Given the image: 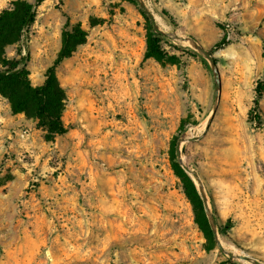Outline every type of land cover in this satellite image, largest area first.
<instances>
[{"label": "rangeland", "instance_id": "1", "mask_svg": "<svg viewBox=\"0 0 264 264\" xmlns=\"http://www.w3.org/2000/svg\"><path fill=\"white\" fill-rule=\"evenodd\" d=\"M14 1L0 0V12ZM29 1L35 21L2 59L19 61L34 86L68 20L88 36L57 67L65 133L48 139L0 93V264H254L207 238L174 170V143L176 154L214 108L182 160L204 183L223 245L264 263V92L251 111L264 81V0H144L165 32L163 59L146 56L154 26L139 0ZM173 31L211 50L218 101L210 61ZM0 73H10L1 60Z\"/></svg>", "mask_w": 264, "mask_h": 264}, {"label": "trees", "instance_id": "2", "mask_svg": "<svg viewBox=\"0 0 264 264\" xmlns=\"http://www.w3.org/2000/svg\"><path fill=\"white\" fill-rule=\"evenodd\" d=\"M35 16L34 3L29 0H16L12 2L11 7L0 12V60L4 63L6 71H10L8 74L0 73V93L10 100L14 112H24L28 116L37 118L38 127L47 131L48 139H53L67 131L63 120L67 95L58 78L57 67L65 58L73 54L78 45L87 41L88 33L80 23L72 24L68 20L63 31L62 47L57 58L46 69L44 82L34 86L30 81L27 69L15 71L19 66V61L14 63L6 61L2 59V56L7 45L21 40L24 27L29 29L35 21ZM162 39V35L155 32L149 25L146 56L163 59L167 55L161 44ZM256 91L258 96L251 111L260 108L259 101L264 92L263 80L258 82ZM259 119V116L256 115V120L259 121ZM180 129L181 132L186 130L184 126ZM172 151L174 170L184 182L186 193L196 212L197 222L207 238L213 240L214 236L204 211L203 201L196 184L176 157L175 143Z\"/></svg>", "mask_w": 264, "mask_h": 264}, {"label": "water", "instance_id": "3", "mask_svg": "<svg viewBox=\"0 0 264 264\" xmlns=\"http://www.w3.org/2000/svg\"><path fill=\"white\" fill-rule=\"evenodd\" d=\"M139 1H140V5L142 6L143 10L145 11V13L149 17L151 23L153 24L154 31L159 33V34H165V32L158 27L154 14L148 8V6L144 2V0H139ZM168 35H170L174 39L182 41V42H190L194 48H196L199 52H201L210 61L212 69H213V72H214V76H215V98H216V101H218L219 94H220L221 87H222V80H221V74H220L216 59L212 55L211 50L210 49H206L201 43H199L193 37L180 34L178 31H173V32L169 33ZM215 110H216V108L213 109L212 114L209 117L208 122L206 123V127L209 126V123L211 122V120L213 118ZM198 137H199L198 135H193L191 137L183 136L182 138H180V140H179V142L177 144V147H176V154H177V157L180 160L183 168L187 172H189L192 175L196 176L195 180H196L197 188H198L199 194H200V196H201V198L203 200L204 207H205V210H206V214H207V217H208L210 225H211L213 236L215 238V241H216L217 245L221 249L224 250L225 247L222 244V241L220 240L218 228H217V225H216V221H215L214 216H213V214H212V212L210 210V204H209L208 196L206 194V189H205L204 183L202 182L201 178L198 176L197 172L195 170L191 169L182 160V143L190 141V140H196V139H198ZM228 254L231 257H236V258H239V259H242V260H245V261L252 262L254 264H264L260 260H258L256 258H253L249 254H246V253L236 254V253H234L232 251H228Z\"/></svg>", "mask_w": 264, "mask_h": 264}, {"label": "bare ground", "instance_id": "4", "mask_svg": "<svg viewBox=\"0 0 264 264\" xmlns=\"http://www.w3.org/2000/svg\"><path fill=\"white\" fill-rule=\"evenodd\" d=\"M187 43L191 44L190 42H187ZM191 45H192V44H191ZM205 124H206V121L202 124V126L197 127V128H192V129L188 132V135H189L188 137H191V136H193V134L199 133L201 130H203V128L205 127ZM183 160H184V162L189 166L188 161H187L185 158H183ZM189 167H190V166H189ZM190 168H191V167H190ZM191 169H192V168H191ZM222 244H223V243H222ZM224 247L228 248L229 250H232V252H234V253H236V254H239V253H240L238 249L234 248L233 246H229V245H227V244H225V243H224Z\"/></svg>", "mask_w": 264, "mask_h": 264}]
</instances>
